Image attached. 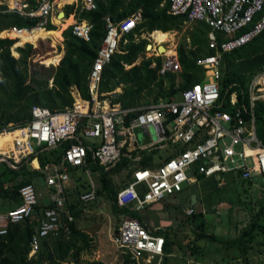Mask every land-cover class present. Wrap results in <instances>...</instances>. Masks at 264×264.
I'll list each match as a JSON object with an SVG mask.
<instances>
[{
    "label": "built area",
    "instance_id": "built-area-1",
    "mask_svg": "<svg viewBox=\"0 0 264 264\" xmlns=\"http://www.w3.org/2000/svg\"><path fill=\"white\" fill-rule=\"evenodd\" d=\"M0 5L6 6L3 11L37 20L31 27L4 28L0 30V38L16 42L24 32L46 29L48 24L56 25L53 18L63 21L72 16L73 21L66 28L85 41L90 39L92 23L80 17V13L95 9L96 0H0ZM167 12L185 16L186 26L204 22L209 27L207 47L213 51L196 60L206 79L179 91V100L173 95L168 99L159 98L149 106L122 108L115 100L121 93V86L107 92L99 90L104 66L115 52H121L122 37L133 32L142 20V12L137 9L119 20L105 16L106 32L88 74V97H82L73 85L70 87L73 98L70 105L57 110L33 105L27 123L0 131V136L12 134L0 145V162L15 169L22 160L27 161L34 155L30 164L41 173L48 188L51 205L36 219L29 237L28 258L39 249L43 238L57 236L61 231L70 233L69 224L74 215L66 207V186L70 182L71 168H85L84 175L90 185L87 191L79 194L80 202L99 203L97 185L91 178L95 172L86 167L88 151L105 169L114 166L122 156L133 162L129 166L131 180L116 191L115 200L118 206L137 211L196 183L199 174L214 177L219 186L225 183L222 175L228 173L240 180H252L256 175L264 178V124L259 132L255 116L256 103L264 101V67L252 75L246 92L240 94L228 87L222 90L220 71L224 52L241 47L264 30V0H169ZM2 33L6 36H1ZM135 38L138 39L136 35ZM38 39L43 38L29 43L35 47ZM49 40L55 47L52 39ZM158 45L152 38L146 47L151 53L145 55L160 58L157 74L179 75L182 68L175 39L162 42L163 51L157 48ZM150 66L157 67L155 59ZM135 110L139 113L127 117ZM63 142L67 145L60 158L40 165L36 156L38 151L57 147ZM161 149L166 153L157 159L153 156L156 166L139 167L138 162L145 154ZM19 195V204L0 212V235L6 234L9 225L28 218L43 196L33 183L23 185ZM98 208L103 213V206ZM192 212L193 209L188 207L184 214L188 216ZM62 217L65 223L61 221ZM109 241L124 252L132 264H149L154 256L158 258L155 264H162L164 236L155 234L136 217H122L117 230L109 234Z\"/></svg>",
    "mask_w": 264,
    "mask_h": 264
},
{
    "label": "trees",
    "instance_id": "trees-1",
    "mask_svg": "<svg viewBox=\"0 0 264 264\" xmlns=\"http://www.w3.org/2000/svg\"><path fill=\"white\" fill-rule=\"evenodd\" d=\"M168 2L169 0H96L95 9H85L80 13V17L92 23L89 41L73 35L69 27L63 30V55L57 65L48 63L54 50L50 46L49 39H38L35 47L25 42L23 46L15 49L19 54L15 57L10 51L15 40L0 38V131L27 123L31 118L33 105L51 110L63 109L70 105L73 99L70 87L73 85L79 89L82 97L89 96L88 74L106 32L105 16L119 20L137 9L142 12V20L138 22L134 31L122 37L121 52L112 55L101 73L99 90L107 92L121 86V93L115 100L120 102L122 108L139 106L143 95H150L153 92L154 102L159 98L168 99L177 92L205 80L204 71L196 60L213 52L207 47L209 27L204 22L197 21L192 23L190 30H185L186 17L168 14ZM5 7L0 5V30L11 26L35 25L37 21L35 18L29 19L14 12L3 11ZM46 29L53 30L55 26L48 24ZM154 30L163 32L185 30L177 45L182 70L176 84L173 74L168 73L163 76L157 74L159 57H145L148 41L140 38V35ZM135 35L138 37L137 41L134 39ZM124 39H126L125 44ZM57 48L60 50L61 46ZM138 57L141 59L138 63H134ZM152 59L156 60L157 67L150 66ZM125 65L130 66L125 67ZM263 67L264 30L241 47L222 54L220 63L222 90L228 87L229 90H236L239 94L242 91L245 93L252 75ZM164 81H167L166 85ZM137 113L139 110L129 112L127 117ZM255 116L260 132L264 124V101L256 103ZM66 145L67 143L63 142L57 147L38 151L36 156L40 165L59 159ZM154 154L155 151L145 154L138 162L139 167L156 166L157 164L153 162ZM33 158L34 155H31L27 161L22 160L15 169L6 164L4 172L14 175L4 182V172L0 174V198L17 205L20 203L19 189L23 185L33 183L38 190L41 173L30 164ZM132 163L127 156H122L114 166L105 169L91 157L88 151L86 167L98 173L97 201H105L106 209H109L115 217L114 231L117 230L124 216L136 217L147 225L140 210L120 207L115 200L116 191L131 180L132 169L129 166ZM84 169L79 167L70 169V178L75 183L73 186L78 198L74 202L67 201L66 207L72 212L74 219L78 218L83 210L79 194L90 188L88 179L82 180L81 173L84 174ZM115 176L120 178L118 182L115 181ZM202 178L203 176L199 174L198 179ZM255 202L257 208L251 205L248 207L250 216L247 223L232 236H224L208 230L206 213L213 210L208 207L203 210H193L191 215L185 216L173 226L153 227V232L163 235L166 240L162 264H169L166 255L171 253L178 238H181L183 246L191 256L204 253L206 244L201 245L199 241L213 242L223 250L221 257L223 262L216 264H264V261L258 262L251 254L253 249L258 250L264 244L262 221L264 197L258 198ZM50 205L43 197L39 198L33 213L28 218L9 225L6 234L0 235V264H63L68 259H72L73 264H105L101 260L84 262L80 260L82 251L86 249V241L84 234L77 228L75 220L69 224V234L61 231L57 236L49 235L43 238L39 249L28 258L29 237L36 225V219L40 217L42 210ZM61 221L65 223L66 220L62 217ZM121 256L123 257L121 264H132L126 254L123 253Z\"/></svg>",
    "mask_w": 264,
    "mask_h": 264
},
{
    "label": "rangeland",
    "instance_id": "rangeland-1",
    "mask_svg": "<svg viewBox=\"0 0 264 264\" xmlns=\"http://www.w3.org/2000/svg\"><path fill=\"white\" fill-rule=\"evenodd\" d=\"M71 22L72 21L68 19L66 23L62 24L63 26L61 25L60 28V26L57 25L54 21V23L57 25L58 28H55L53 30L60 32L62 35V31L65 30L66 26ZM191 26L192 24L187 25L185 27V30H190ZM185 30L183 31L171 30L170 31V33L172 34L171 38H174L175 41L178 43L179 40L182 38ZM150 35H151L150 33L145 32L140 35V38H144L148 41V43H150V40L152 39ZM42 38L43 40L49 39L46 37H42ZM171 38H167V39H171ZM134 39L135 41L138 40L135 37ZM24 42H28V41H24ZM123 43L125 44L126 41H124ZM62 44H63V37L60 43L59 42L55 43L56 48L50 44L51 47L55 48L53 50V53L55 51H59L57 52L58 54L59 53L63 54L62 53L63 49L59 50L57 48L58 46H62ZM15 47L16 46L13 43L10 51H12L11 54L13 56L18 57L19 54L18 55L14 54L16 53ZM121 47L123 46H120V48ZM147 53H151V50L146 51L145 55H147ZM140 59L141 57H138V59L134 63H138ZM48 63L57 64L51 62V59L48 61ZM173 75H174L173 77L174 82L176 84L178 81L177 80L178 75L177 74H173ZM166 84L167 81H164V85ZM154 94L155 93L153 92L150 95L149 94L143 95L139 107L149 106L151 104H154L155 103ZM175 99L176 100L180 99V93L177 92L175 94ZM137 132L139 133L138 130ZM165 153L166 150L164 149L156 150L154 154L156 158L154 159H157L159 155L164 156ZM4 167H5V163L0 162V172L2 171V169H4ZM81 175H82V180L87 178L86 175L82 173ZM222 176L223 179H225V183L221 186H219L218 180L212 176L203 177L202 179H199L198 182L188 186L189 187L188 191L193 192L198 196V202L194 206L191 205V201H190L191 197H189L187 193H185L186 195H183L184 193L181 194L178 193L176 194L175 197L169 196L170 200L166 205H164V202L162 201H159V203L153 205L152 209H154L155 215L152 212H150L151 208L148 210L149 212L145 211L144 214L149 213L148 216L154 227H161L162 225L173 226L174 224L178 223L181 219L185 217L184 209L186 207L191 206L196 211L203 210L208 207L210 209H213L211 212L206 213V218L208 220V227H207L208 230L214 231L217 234H222L224 236L226 235L232 236L236 234V231L238 229H240L242 226H244L247 223L250 216L248 207L251 205L257 208V204L255 201L260 197H264V178L261 175H256L249 183L248 181H241L240 179L234 177L233 174L231 173L223 174ZM91 178L94 181V183L98 185L99 183L98 173L96 172L92 173ZM114 179L116 182H118L120 178L118 176H115ZM73 184L75 185L74 181L70 178V182L66 186L67 201L69 203L74 202V200L78 198V194L74 190ZM185 192L187 191L185 190ZM12 205H13L12 202L8 201L7 199L0 198L1 212L8 210L9 207ZM99 205L103 206L102 208L103 213L99 211L98 208ZM82 206H83V210L81 215L78 218H75L74 220L76 222L77 228L84 234V238L86 241L87 254L85 252L83 253H85L88 258H95V259L98 258V260H103L106 264H119L120 261L123 259V257L121 256L122 253L119 249L114 247L112 243L109 241V234L112 233L114 230L116 219L110 213L109 209H106L107 207L105 201L99 202L98 204L96 203L83 204ZM164 208L167 209V212H162V209ZM159 209H161V211H158ZM262 221L264 222V218ZM182 243L183 242L181 241V238H178L175 244L173 245L171 253L166 255L169 264H182L184 263L183 261H187V262L189 261L185 251L186 248L185 246H183ZM199 243L201 245L204 244L208 245V249L210 251L204 252L200 257L192 256L191 261H189L188 263L189 264L196 263L202 257V259H204V263L205 260H207L208 264H212V262L209 261L208 258L212 256L210 252L214 251L216 248L215 246L217 245H214L213 242H209V241L205 242V240H201L199 241ZM251 254L258 260V262H263L264 244L261 245L258 250L253 249ZM157 259H158L157 256H154L153 258H151V263H156ZM215 262H218L217 258Z\"/></svg>",
    "mask_w": 264,
    "mask_h": 264
},
{
    "label": "crops",
    "instance_id": "crops-1",
    "mask_svg": "<svg viewBox=\"0 0 264 264\" xmlns=\"http://www.w3.org/2000/svg\"><path fill=\"white\" fill-rule=\"evenodd\" d=\"M69 18H71V17H69ZM68 18V19H69ZM67 20V19H66ZM70 21H72V19H70ZM64 23H66V21L64 22ZM195 23V22H194ZM53 25V24H52ZM53 26H55V28H58L56 25H53ZM168 32H170V31H168ZM151 33V32H150ZM189 39V38H188ZM187 41H189V40H187ZM149 44V43H148ZM178 44V43H177ZM162 45V44H161ZM159 46V45H158ZM62 53H63V51H62ZM54 65H56V64H54ZM39 161V160H38ZM4 162V161H3ZM5 163V167H4V169H2V171L0 172V174H2L4 171H6V162H4ZM31 163V162H30ZM8 165V164H7ZM32 165V164H31ZM33 167V166H32ZM5 173V172H4ZM9 173V172H8ZM9 177H10V175L8 176V179H9ZM254 178V177H253ZM8 181V180H7ZM6 181V182H7ZM249 181H252V180H249ZM198 182V181H197ZM193 184V183H192ZM191 185V184H190ZM48 188L45 186V184H44V182H43V179L41 178V176H40V178H39V185H38V190L40 191V192H42V197L46 200V201H48V190H47ZM188 189H189V187L188 186H185L180 192H178V193H184L183 195H186L185 193H187L188 195H189V197H191V195L192 194H194L195 195V198H196V201H195V203H191V205H195L197 202H198V196L195 194V193H193V192H190V191H188ZM185 190L187 191V192H185ZM178 193H176V194H178ZM176 194L175 195H172V196H170V197H175L176 196ZM165 200H166V202H165ZM169 197H167V198H165L164 200H162V202H164V205H166L168 202H169ZM190 201H191V198H190ZM156 203H159V202H155V203H151V204H149V205H147L144 209H142V210H140L141 211V214H142V216H143V219H144V221L146 222V224L148 225V227H151L152 229H153V227H154V225L151 223V221H150V218H149V216H148V214L149 213H147V214H144V212L145 211H148L150 208V212H152L154 215H155V212H154V209H152V206L153 205H155ZM14 206H16V205H12V206H10L9 208H11V207H14ZM188 207H190V208H192L193 209V207H191V206H188ZM188 207H186V208H188ZM185 208V209H186ZM185 209H184V211H185ZM164 210V211H163ZM194 210V209H193ZM7 211V210H6ZM158 211H161V209H159ZM194 211H196V210H194ZM1 212V211H0ZM149 212V211H148ZM162 212H167V209L166 208H164V209H162ZM184 216H185V214H184ZM157 217H158V215H157ZM177 224V223H176ZM145 225V224H144ZM146 225V226H147ZM175 225V224H174ZM162 226H165V225H162ZM161 226V227H162ZM213 246V245H212ZM216 248H215V250L214 251H212V252H210L211 254H212V256L210 257V258H208L209 259V261H211L212 262V264H216V262H215V260H216V258H217V260H218V262H220L221 261V257H222V254H223V250L222 249H220V248H218L217 246H215ZM208 249V245H206V248H205V251L204 252H207V251H210L209 249ZM212 249H213V247H212ZM186 251V255L188 256V259H189V261H191V259H192V256L190 255V253H189V251L186 249L185 250ZM83 252H85L86 253V249H84L83 251H82V253H81V255H80V260L81 261H92V260H98V258L97 259H95V258H88L87 257V253L85 254V253H83ZM121 253L123 254L124 252H122L121 251ZM85 254V255H84ZM125 254V253H124ZM197 256H201V254L200 255H197ZM101 261H103V260H101ZM122 261L123 260H121L120 261V263L119 264H121L122 263ZM188 261V262H189ZM104 262V261H103ZM184 263H182V264H189L187 261H183ZM196 262V261H195ZM204 262V259H202V257H201V259H199V261H197L195 264H200V263H203ZM206 262H208L207 260H205V263ZM215 262V263H214ZM221 262H223V261H221ZM220 262V263H221ZM105 263V262H104ZM63 264H73V261H72V259H68L67 261H65V262H63ZM106 264V263H105ZM224 264H226V263H224Z\"/></svg>",
    "mask_w": 264,
    "mask_h": 264
},
{
    "label": "bare ground",
    "instance_id": "bare-ground-1",
    "mask_svg": "<svg viewBox=\"0 0 264 264\" xmlns=\"http://www.w3.org/2000/svg\"><path fill=\"white\" fill-rule=\"evenodd\" d=\"M67 1H72V0H67ZM69 17H71V18H69ZM68 18H69V19H72V21H73V17H72V16H68V17H66L67 20H68ZM66 19L63 20V21H60V20L57 19V18H53L52 21H53V22L55 21V23H56L57 25H59L60 28H61V25H62L65 21H67ZM55 23H54V24H55ZM71 23H72V22H71ZM62 26H63V25H62ZM1 36H6V33H2ZM10 36L14 37V35H10ZM150 36L153 38V40H154L155 42H158V43L161 45L162 42L165 41V39L167 40V38H171V37H172V34H171L170 32H163V31H161V30H154V31H152V33H151ZM38 37H46V38H50V39H52L53 44L60 42L61 39H62V35H61L60 32H58V31H56V30H47V29H43V28H41V29H34V30H32L31 32H24L23 34H21L20 39H19L16 43H14V45H15V46H20V45H22V43H23L24 41H28V42L32 41V42L34 43L35 40H36ZM32 42H31V43H32ZM162 46H163V45H162ZM149 47H151V45H150ZM160 50L163 51V48H161ZM14 54L16 55V53H14ZM60 56H61L60 53L57 54V55H55V56H52V57H51V62H53V63H57L58 60H59V58H60ZM44 63H45V62H44ZM45 64H46V63H45ZM11 135H12V134H11ZM11 135H10L9 133H5V134L1 135V136H0V145H1V144H4V141L8 140V139L11 137ZM33 164L36 165V161H35V160H33Z\"/></svg>",
    "mask_w": 264,
    "mask_h": 264
},
{
    "label": "water",
    "instance_id": "water-1",
    "mask_svg": "<svg viewBox=\"0 0 264 264\" xmlns=\"http://www.w3.org/2000/svg\"><path fill=\"white\" fill-rule=\"evenodd\" d=\"M60 14H61V12H60ZM158 48L161 49V48H164V47H163L162 45H159ZM62 55H63V54H61L60 58L62 57ZM59 60H60V59H59ZM9 175H10V176H13L14 173H8V172H6V173L3 174V181H4V182H6V181L8 180V176H9ZM195 201H196L195 195L192 194V195H191V203L193 204V203H195Z\"/></svg>",
    "mask_w": 264,
    "mask_h": 264
}]
</instances>
